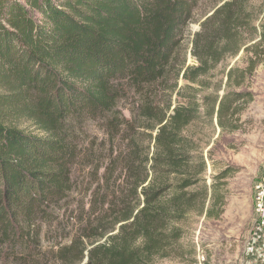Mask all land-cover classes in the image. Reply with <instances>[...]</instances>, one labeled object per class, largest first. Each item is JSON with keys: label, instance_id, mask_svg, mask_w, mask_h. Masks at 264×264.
Here are the masks:
<instances>
[{"label": "trees", "instance_id": "trees-1", "mask_svg": "<svg viewBox=\"0 0 264 264\" xmlns=\"http://www.w3.org/2000/svg\"><path fill=\"white\" fill-rule=\"evenodd\" d=\"M200 1L0 0V264H156L177 251L209 200L192 126L216 117L226 130L232 104L211 102L201 79L254 31L251 0L206 19L173 107Z\"/></svg>", "mask_w": 264, "mask_h": 264}, {"label": "rangeland", "instance_id": "rangeland-1", "mask_svg": "<svg viewBox=\"0 0 264 264\" xmlns=\"http://www.w3.org/2000/svg\"><path fill=\"white\" fill-rule=\"evenodd\" d=\"M228 1L201 0L193 21L185 29L177 54L179 78L171 97L173 107L181 99L180 89L191 84L183 79L184 72L197 65L192 56L195 34ZM248 5L254 31L245 34L239 54L218 65L201 79L203 86H199L206 89L203 95H208L211 102L232 101L229 115L224 118L226 130L219 126L216 117L212 125L192 126L202 161L207 165L203 178L209 200L202 214H190L180 225L184 233L176 245L177 251L156 264H264L253 203V187L264 179V0H251ZM230 125L237 129L230 130ZM20 127L31 130L22 122ZM52 231L46 229L47 233ZM47 239L45 247L56 243L51 235Z\"/></svg>", "mask_w": 264, "mask_h": 264}, {"label": "built area", "instance_id": "built-area-1", "mask_svg": "<svg viewBox=\"0 0 264 264\" xmlns=\"http://www.w3.org/2000/svg\"><path fill=\"white\" fill-rule=\"evenodd\" d=\"M253 203L261 246L264 248V179L257 181L253 187Z\"/></svg>", "mask_w": 264, "mask_h": 264}, {"label": "water", "instance_id": "water-1", "mask_svg": "<svg viewBox=\"0 0 264 264\" xmlns=\"http://www.w3.org/2000/svg\"><path fill=\"white\" fill-rule=\"evenodd\" d=\"M86 261H87V258L82 262V264H85L86 263Z\"/></svg>", "mask_w": 264, "mask_h": 264}]
</instances>
